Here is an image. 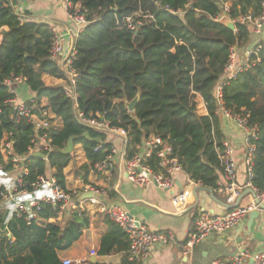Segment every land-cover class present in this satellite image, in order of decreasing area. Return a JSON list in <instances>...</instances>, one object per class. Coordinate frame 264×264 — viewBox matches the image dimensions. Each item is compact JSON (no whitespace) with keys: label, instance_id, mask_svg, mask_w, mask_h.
<instances>
[{"label":"trees","instance_id":"trees-1","mask_svg":"<svg viewBox=\"0 0 264 264\" xmlns=\"http://www.w3.org/2000/svg\"><path fill=\"white\" fill-rule=\"evenodd\" d=\"M86 18L75 40L70 71L78 76L73 92L76 107L67 96L69 70L59 65L50 50L55 34L43 22L20 21L15 0H0V166L14 170L1 144L10 141L12 154L25 157L19 165L21 183L13 194L28 197L40 178L54 177L65 187L64 168L73 158L72 146L80 144L85 163L74 166V175L86 184L93 166L110 153L106 132L78 121L99 114L111 127L123 129L128 138L126 159L150 136L172 149L181 170L200 185L216 189L222 174L223 141L220 108L246 119L256 129L251 183L264 186V46L249 58L247 68L224 81L220 98L215 89L225 75L230 48L244 46L249 27L235 23L231 30L214 17L228 2L229 17L262 13L261 0H70ZM140 24L131 30L126 19ZM19 77L33 94L31 114L47 111L48 126L35 131L33 119H11L14 98L5 80ZM139 95L134 110L126 102ZM46 134L48 147L29 154L33 141ZM157 159L148 158L156 169ZM6 189L0 185L1 193ZM28 212L14 211L8 219L0 209V264H62L57 253L70 247L88 225L84 210L64 211L60 221L48 222L60 213L58 206L38 202ZM108 220V219H107ZM98 254L124 252L129 240L108 220Z\"/></svg>","mask_w":264,"mask_h":264},{"label":"crops","instance_id":"crops-1","mask_svg":"<svg viewBox=\"0 0 264 264\" xmlns=\"http://www.w3.org/2000/svg\"><path fill=\"white\" fill-rule=\"evenodd\" d=\"M65 0H15V12L26 20L43 22L48 24L55 35L61 41L64 51L56 58V62L64 66L68 47L74 38V26L66 16L64 8ZM249 27L250 36L248 42L237 49L236 63L241 65L245 61V50L252 47L258 40L264 37L262 30L255 33ZM9 90L14 94L16 102H26L33 98V94L24 82L11 85ZM220 126L227 141L233 149V158L237 163V182L244 186L247 182V166L245 154L247 153L246 137L248 131L245 127L227 117L220 110ZM115 137V138H114ZM114 138V140L112 139ZM108 139L116 148H120L122 138L119 135H109ZM74 153L73 160L64 168L65 187L68 190H76L79 201L86 203L83 192L86 185L102 186L107 190V197H100L105 203H116L126 210L135 220L146 225L150 229L171 231L175 241L167 246H157L149 257L141 264H213L215 261H227L241 247L250 250L251 253L264 252V224L256 218L251 228L247 226L249 214L244 218L240 227L223 234H211L204 240L196 243L189 259L182 255L183 244L188 233L193 229V221L196 215L202 211H210L220 214L228 209L224 203V196L219 188L210 189L192 181L186 173L179 171L174 175V185L170 189H162L157 186L141 187L126 179L119 155L115 156L117 167L113 173L90 172L88 183L84 184L79 177L74 175V166L86 162L80 144L71 147ZM26 172L22 166H16L14 170L3 171L0 169V183L6 190L13 192L18 173ZM52 170L49 171L51 176ZM224 183L222 174L219 175L218 185ZM44 187L36 189L28 197L22 194H13L11 198L0 200V209L4 217L8 219L15 211L17 203L28 204L32 199H38L48 194ZM182 194L179 202H173L172 197ZM252 199V192L248 187L244 188L237 204H247ZM67 212H69L67 210ZM88 225L82 230L81 236L67 249L57 253L59 260H78L81 264H125V253L119 252L108 255L98 254L102 235L110 230V223L97 212V206H86ZM63 212L56 218L47 221H60ZM129 261V259H127ZM246 264H252L248 260Z\"/></svg>","mask_w":264,"mask_h":264},{"label":"built area","instance_id":"built-area-1","mask_svg":"<svg viewBox=\"0 0 264 264\" xmlns=\"http://www.w3.org/2000/svg\"><path fill=\"white\" fill-rule=\"evenodd\" d=\"M53 1V0H51ZM229 3L222 2L220 4V12L214 17L217 22L232 21L238 24H245L251 26L255 33L262 30L264 26V0H261L262 13L257 16H253L248 13L241 15L235 19L229 17ZM64 8L66 16L74 26V38L70 47L67 50V56L65 58L64 68L69 70L71 68V60L75 54V40L82 32L87 21L83 13L80 12L78 7L73 6L70 0L64 1ZM18 19L22 22L26 20L25 17L18 15ZM128 27L134 30L140 23H133V19L128 17L126 19ZM54 32V31H53ZM55 34V32H54ZM264 46V37L258 40L252 47L245 50V61L238 65L236 63L237 49L236 47L230 48V58L225 66V75L218 83L215 89L217 98H220L221 87L225 80L233 78L238 72L247 68L250 64L249 58L252 54H255ZM64 51V47L61 44L58 36L55 35L52 47L50 50L52 58L56 61V58ZM77 74L73 70H69L68 79L69 85L65 88L66 94L69 96L76 107V95L73 92L75 85V79ZM22 82L21 78L14 77L5 80V84L11 88L14 83ZM10 91V90H9ZM11 92V91H10ZM10 106H12L13 114L11 119L19 120L20 118H32L35 131L45 130L48 126V114L47 111L41 110L39 118L32 115L31 112L34 109L33 98L26 102H16L15 98L8 100ZM220 110L229 118L237 122L239 125L246 128L248 135L246 137L247 153L245 154V163L247 166V182L244 186L237 182V163L235 162L232 154L233 149L227 141H223V155L222 160V176L224 183L218 185L219 191L224 196V203L228 206V209L220 214H215L210 211H202L196 215L193 221V229L188 233L187 238L183 244L182 255L189 259L192 254L193 247L196 243L204 240L211 234H223L227 231L234 230L240 227L244 218L253 211L259 212V220L264 224V186L262 189H257L251 183L252 177V165H253V152L255 146L249 142V138H256V129L248 128L246 126V119L231 114L223 108ZM76 117L79 122L86 124L94 129L102 132H106L108 135H119L122 138L121 147L118 149L113 144L110 149V153L105 160L100 163H96L93 166L94 172H106L113 173L117 167L118 162L115 160V156L119 155L121 160V166L123 167L126 179L130 182L141 186H157L162 189H170L174 185L175 173L182 171L177 159L172 155V149L169 145L165 144L159 137L150 136L145 139L139 150L129 159H126L128 138L126 132L121 128L111 127L109 123L96 114V117H85L80 111H76ZM1 150L5 157L10 156L11 161L15 166H19V162L25 157H17L12 154L11 142L6 141L1 144ZM49 148L46 134H40L33 141L32 147L29 149V154L38 153L41 149ZM154 155L156 157L157 165L156 169L148 164V158ZM1 169V166H0ZM16 183H21V179L17 178ZM1 185V183H0ZM35 188H46L49 192L46 195H42L38 199H32L28 204L17 203L15 205V211L28 212L32 216H35L34 212L30 208L37 206L38 202H46L54 206H58L60 213L64 211L72 210H84L86 206H97V212L104 218L114 222L118 225L122 231L126 234L129 240V247L127 250L128 259L132 264H141L144 262L151 252L157 246H167L175 241L174 235L171 231L154 230L150 229L146 225L135 220L126 210L120 207L116 203H105L100 197H107V190L102 186L86 185L83 193H91V196L85 197L86 203L79 201V194L76 190L62 189L57 183L56 179L52 176L46 178H40L35 184ZM248 187L252 191V199L247 204H237V200L244 188ZM16 187L13 188V191ZM4 198H11L12 192L6 190L1 193ZM182 199V194L173 195L172 201L179 202ZM248 260L252 261V264H264V252L251 253L249 249L245 247L239 248L227 261H215L213 264H246ZM62 264H81L78 260L63 259Z\"/></svg>","mask_w":264,"mask_h":264},{"label":"water","instance_id":"water-1","mask_svg":"<svg viewBox=\"0 0 264 264\" xmlns=\"http://www.w3.org/2000/svg\"><path fill=\"white\" fill-rule=\"evenodd\" d=\"M225 25L228 28H230L231 30H234L235 29V25H234V23L232 21H227L225 23ZM138 98H139V95H137L131 101L126 102L127 110L129 112H132L134 110V107H135L136 103L138 102ZM250 192H252V191L250 190ZM89 196H91V193L90 192L83 194V197H89ZM258 217H259V212L258 211H253V212L249 213V220H248V223H247V226H248L249 229L251 228V225H252L253 221L256 218H258Z\"/></svg>","mask_w":264,"mask_h":264},{"label":"rangeland","instance_id":"rangeland-1","mask_svg":"<svg viewBox=\"0 0 264 264\" xmlns=\"http://www.w3.org/2000/svg\"><path fill=\"white\" fill-rule=\"evenodd\" d=\"M115 138V137H114ZM114 138H112L113 140H114ZM74 154V153H73ZM73 157H74V155H73ZM72 160H73V158H72Z\"/></svg>","mask_w":264,"mask_h":264}]
</instances>
